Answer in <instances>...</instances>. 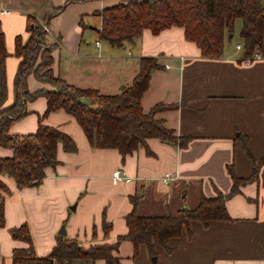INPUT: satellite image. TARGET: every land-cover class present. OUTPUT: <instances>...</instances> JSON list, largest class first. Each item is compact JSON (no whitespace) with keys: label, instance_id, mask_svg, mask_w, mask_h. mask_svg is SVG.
<instances>
[{"label":"crops","instance_id":"obj_1","mask_svg":"<svg viewBox=\"0 0 264 264\" xmlns=\"http://www.w3.org/2000/svg\"><path fill=\"white\" fill-rule=\"evenodd\" d=\"M126 0H0V30L7 52L5 79L7 102L19 58L15 39L24 43L31 17L48 31L53 74L67 84L94 89L101 95H116L131 85L144 57L156 59L141 97L143 111L161 104L168 109L155 114L178 137H189L185 147L158 138L122 157L115 149L92 147L75 119L62 110L45 115L43 96L25 105L27 114L9 127L13 135L35 133L39 124L68 135L75 151L57 144L54 167L44 169L43 180L18 189L5 174L0 179L10 189L1 193L4 225L0 227V264H12L13 249L26 248L12 231L26 224L35 257H46L58 237L73 238L83 245L115 243L125 235V216L136 198L140 216H160L182 207L192 208L198 197L228 194L232 180L250 175L253 164L264 159V51L244 65L238 40L224 41L220 57L201 55L184 38L181 27H170L140 36L121 46L99 37L101 13ZM261 5L264 10V6ZM241 27V26H240ZM240 30V29H239ZM239 33V32H238ZM234 37V34H233ZM30 92L49 90L32 73L26 78ZM12 156L0 146V158ZM122 171L128 181L114 183L112 172ZM170 173L166 183L162 177ZM229 220L209 221L204 226L191 221L188 230L167 242L153 244L154 256L145 245L124 240L114 256L119 264H264V164L254 182L239 187L225 200ZM109 225L107 237L102 223ZM64 227L65 234L59 230ZM155 257V261H153ZM80 264V263H73ZM93 264H105L97 260Z\"/></svg>","mask_w":264,"mask_h":264},{"label":"trees","instance_id":"obj_2","mask_svg":"<svg viewBox=\"0 0 264 264\" xmlns=\"http://www.w3.org/2000/svg\"><path fill=\"white\" fill-rule=\"evenodd\" d=\"M241 20L238 33L243 56L254 51H264V10L260 0H126L101 13L99 37L110 45L121 46L140 36L143 30L153 35L176 26L183 28L184 38L194 43L204 57H220L225 40L233 37L235 20ZM29 36L24 43L15 39V56L19 58L18 70L13 86V98L7 102L5 79L4 36L0 30V146L12 152L9 158H0V175L12 178L18 189L39 184L44 169L57 164V144L67 152L75 151V145L65 133L39 124L35 133L13 135L9 127L16 119L27 114V102L43 96L46 99L45 115L62 110L71 115L92 147L115 149L124 157L149 138H158L185 147L189 137H178L173 130L165 127L156 113L170 107L157 104L143 111L140 100L149 86L150 75L159 67L153 57L139 60V68L130 86L116 95H101L94 89H81L67 84L55 76L51 69V45L46 40L42 24L28 18ZM32 73L41 83L48 84L49 90L30 92L26 78ZM264 159L253 164L247 177H237L230 172L232 186L228 194L217 193L214 197H198L192 208L180 207L175 214L160 216H140L137 214L136 198H131L132 208L125 216L127 232L119 236L115 243L99 242L83 245L73 238L58 237L46 257L37 258L26 224L12 231L15 240L26 243V248L13 249L12 264H93L103 260L105 264H119L113 252L119 243L128 240L133 245V256L139 245H145L154 256L153 244L164 247L167 242L180 236L189 228L191 221H199L204 226L209 221H227L225 200L238 193L239 187L258 178V168ZM10 189L0 179V192ZM4 225L3 197L0 193V227ZM104 236L109 225L103 221Z\"/></svg>","mask_w":264,"mask_h":264},{"label":"built area","instance_id":"obj_3","mask_svg":"<svg viewBox=\"0 0 264 264\" xmlns=\"http://www.w3.org/2000/svg\"><path fill=\"white\" fill-rule=\"evenodd\" d=\"M3 13H4V14H5V13H8V11H7V10H1V11H0V14H3ZM43 30H44L45 32L48 31V29H47L46 26H43ZM236 48H237V49H241V46H240V45H237ZM260 57H261V53H260L259 51H254V52L252 53V55H250V56H242L241 61H242V63H243L244 65H249L252 61H254V60H256V59H259ZM111 179H112V181H113L114 183H117V182H119V181H128V179H127V177L125 176V174H124L122 171H120V170H115V171H113V172H112V175H111ZM169 180H171V175H170V173L165 174V175L162 177V179H161V181H162L163 183H166V182H168Z\"/></svg>","mask_w":264,"mask_h":264},{"label":"rangeland","instance_id":"obj_4","mask_svg":"<svg viewBox=\"0 0 264 264\" xmlns=\"http://www.w3.org/2000/svg\"><path fill=\"white\" fill-rule=\"evenodd\" d=\"M262 3H263V6H264V0H262ZM240 26H241V20L240 19L235 20V23H234V32H233L234 37H232V42H235V41L238 40V37H239L238 36V32H239ZM177 211H178V208L175 210V212H169V214H175Z\"/></svg>","mask_w":264,"mask_h":264},{"label":"water","instance_id":"obj_5","mask_svg":"<svg viewBox=\"0 0 264 264\" xmlns=\"http://www.w3.org/2000/svg\"><path fill=\"white\" fill-rule=\"evenodd\" d=\"M123 88H124V87H122V89H123ZM59 234H60V235H64V234H65V231H64V227H63V226L60 228V230H59ZM152 260L155 261V257H153Z\"/></svg>","mask_w":264,"mask_h":264}]
</instances>
